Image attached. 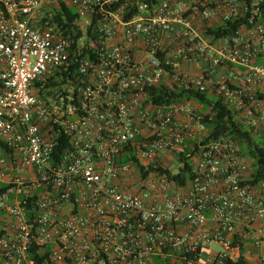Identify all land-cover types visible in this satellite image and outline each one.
Masks as SVG:
<instances>
[{
  "label": "built area",
  "instance_id": "built-area-1",
  "mask_svg": "<svg viewBox=\"0 0 264 264\" xmlns=\"http://www.w3.org/2000/svg\"><path fill=\"white\" fill-rule=\"evenodd\" d=\"M254 6L0 0V264H36L33 253L42 264L234 263L248 239L264 264V179L250 182L232 137L204 141L210 107L148 96L160 84L207 93L264 140ZM62 8L76 14V39L54 21ZM248 13L218 39L201 30ZM192 143L185 184L154 169Z\"/></svg>",
  "mask_w": 264,
  "mask_h": 264
},
{
  "label": "trees",
  "instance_id": "trees-1",
  "mask_svg": "<svg viewBox=\"0 0 264 264\" xmlns=\"http://www.w3.org/2000/svg\"><path fill=\"white\" fill-rule=\"evenodd\" d=\"M246 3L249 5L254 3V7L259 10L258 15L252 17L253 23H262L264 25V0H246ZM65 17V21H63ZM76 14L66 8H62L61 12L56 13L54 16V21L57 22L63 30H66L65 33L68 34L71 38L76 39L80 36L81 31L79 27L75 26L74 19ZM249 13L245 17L239 19H233L227 21L216 27H205L201 28L203 33L207 36H212L216 39L229 35L232 32L239 29L243 24H248ZM75 30L76 35L73 36L72 32ZM91 27L89 28V32ZM94 40L97 39V34L94 31L92 34ZM85 55V52L83 53ZM69 72L76 74L75 64L69 65ZM47 80L45 86H49L50 82ZM41 82L36 81L35 85L40 86ZM41 96L48 94L39 90ZM148 96L152 102L156 105H162L170 103L174 100L181 98L190 99L198 103L203 104L206 108L210 107L211 111L209 114L203 116V122L206 124L209 129V135L204 139V141L218 138L220 136H230L232 137L240 147V154L243 157L251 159V183L255 184L260 180L264 179V140L259 136H252V134L244 129L240 123L235 119L234 115L227 107L222 104L221 100L217 97H211L204 92H194V91H184V90H171L167 86L160 84L154 88L148 89ZM65 143V139H64ZM65 145V144H64ZM192 149L184 150L177 154V161L180 163V166L176 173H172L171 170L167 167H162V165L154 166V169H157L159 172L165 173L172 181L178 185H183L187 182L190 176V159L197 152L198 147L195 143H192ZM157 165V163H154ZM241 247V245H240ZM34 260L36 264H42V259L39 258V255L33 253ZM155 262H158V258H155ZM224 264H248L247 260L243 255H240L238 260L234 263L230 261H225Z\"/></svg>",
  "mask_w": 264,
  "mask_h": 264
},
{
  "label": "crops",
  "instance_id": "crops-1",
  "mask_svg": "<svg viewBox=\"0 0 264 264\" xmlns=\"http://www.w3.org/2000/svg\"><path fill=\"white\" fill-rule=\"evenodd\" d=\"M262 250H264V246L262 247ZM259 252L260 250L255 249L251 244V240L249 239L242 242L239 250V254L245 257L248 264L258 263Z\"/></svg>",
  "mask_w": 264,
  "mask_h": 264
},
{
  "label": "rangeland",
  "instance_id": "rangeland-1",
  "mask_svg": "<svg viewBox=\"0 0 264 264\" xmlns=\"http://www.w3.org/2000/svg\"><path fill=\"white\" fill-rule=\"evenodd\" d=\"M196 110H198L196 107H194ZM209 111V109L208 110H204L203 109V113L204 112H208ZM252 136H254V135H252ZM254 137H256V136H254ZM167 157L168 156H165L164 158H165V160L167 161V160H169V159H167ZM170 165H169V168H170V170H171V172L172 173H175L176 172V169H177V166H178V162H177V156H172V158L170 159ZM249 161L251 162V159H249ZM215 249H219L218 247H215ZM202 255H205V253H203Z\"/></svg>",
  "mask_w": 264,
  "mask_h": 264
}]
</instances>
